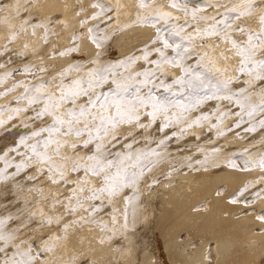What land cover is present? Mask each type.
Returning <instances> with one entry per match:
<instances>
[{"label": "snow or ice", "instance_id": "obj_1", "mask_svg": "<svg viewBox=\"0 0 264 264\" xmlns=\"http://www.w3.org/2000/svg\"><path fill=\"white\" fill-rule=\"evenodd\" d=\"M30 7L29 4L22 8L17 0L15 5L0 4V11L10 13L14 10L20 16ZM91 7L95 11L80 21L82 26L88 25L89 21L96 22L88 28L91 43L97 49L88 65L69 63L58 73L60 80L55 91L49 90L51 81L40 80L39 83L19 81L0 93L7 95L20 87L25 89L17 97L19 106H0V129L11 131L7 125L29 110L33 112L30 120L41 121L39 126L22 122L23 127L31 128V131L19 135L16 144L0 154L4 165L0 168V185L12 182L17 204L23 199L24 185L17 180L22 173H27L25 179L28 181L44 177L54 185L67 188L69 195L61 197L59 193L54 194L53 209L62 205L69 215L81 211L87 213L79 219L100 223L102 230L110 233L107 239L111 241L118 234L125 236L135 230L138 222L135 202L140 182L165 158L167 143L173 137L182 139L191 129L202 127L205 122L209 124L208 131L215 130L217 137L226 135L233 130L225 127L229 117L237 118L235 128L247 124L245 132L264 130V0H169L168 7L172 11L158 5L157 0H139L142 11L137 14L135 23L154 28L155 37L140 50V54L133 53L107 64L102 61L103 50L105 43L121 30L117 11L120 5L112 4L111 0H93ZM85 11L82 8L78 15ZM177 12L183 13V23ZM252 17L258 18V29L245 22ZM9 19L6 17V22ZM52 24L51 18L30 23L29 19L22 17L19 28L11 34L9 44L0 49V56L14 52L11 43L29 27L33 36L39 29H44L45 43L49 42L51 35L59 37ZM101 24L105 27L101 28ZM132 26L133 23L123 25L124 28ZM80 39L81 34H74L72 46L54 51L53 56H69L79 51L80 46L75 41ZM213 39L215 47L221 44L230 46L220 56L224 60L236 61L231 72L209 58L207 49L212 47L209 41ZM197 41H200L199 45ZM29 47L25 44L24 49L15 54L27 56ZM153 54H156L155 59ZM194 58L195 62L190 63ZM141 60L147 67L137 70L134 66ZM11 63L9 57L6 63H0V69ZM168 68L180 69L181 74L176 76L172 73L173 78L168 81ZM47 70L46 65L25 63L22 69L11 68L0 74V84L17 71L30 75L35 81L39 79V73ZM21 101L26 103L21 105ZM208 101L217 102L212 113L192 115ZM224 101L232 107L222 108ZM158 122L157 131L163 135L157 140L152 129ZM125 127L142 130L143 138L154 143L155 147L134 148L138 143L136 136L134 132L125 135L122 131ZM170 128L176 130L168 134ZM118 145L120 148L113 153L112 149H117ZM219 151V148L212 149L213 153ZM187 159L191 160L190 157ZM209 161V156L205 155L196 163L203 166ZM227 164L240 171L257 167L264 171V154L258 158H246L243 167L235 159H229ZM214 166L219 167V164ZM32 168L36 169V174L28 172ZM261 179L264 180V176ZM153 183H156L155 179ZM251 187L255 184L249 182L232 197L230 203L236 204ZM129 188L133 193L124 196L126 207L117 215L120 210L115 208L116 198ZM255 196L264 197V188ZM105 201L113 205L111 221H97ZM37 216L41 218L40 227L63 223L65 240L71 223H76L64 221L58 213L45 216L42 209L31 211L25 200L24 206L15 214L0 216V264H49L44 253L55 254L60 236L49 235L40 241L39 247L33 246L30 237L22 238ZM256 218L264 221V214ZM13 221L19 223L11 227Z\"/></svg>", "mask_w": 264, "mask_h": 264}, {"label": "rangeland", "instance_id": "obj_2", "mask_svg": "<svg viewBox=\"0 0 264 264\" xmlns=\"http://www.w3.org/2000/svg\"><path fill=\"white\" fill-rule=\"evenodd\" d=\"M166 1L169 4V0ZM44 2L45 0H25L26 3L25 6L21 5V7L22 8L28 7L29 4L31 5V7L28 12L26 13L22 12L20 16H17L15 11L14 13L0 11L1 13H3V21L10 28L8 41L6 40L5 42H3L4 44L2 43L3 45L2 44L0 45V49H2L4 45L9 44L11 34L12 32L16 31L19 28L22 17L29 19L30 23H36L44 18H51L53 20V24L51 25V27L54 29L56 33H59V37H57L56 35H51L49 38L48 43L49 44L51 42L54 43L53 44L54 47L51 49V52L40 50L39 48H36L35 46L32 45L31 39L35 38L36 36L41 35L40 37L44 40V29H39L37 35L33 36L31 34L32 29L29 27L27 32L21 33L19 39L11 43V47L14 49V52L8 53L6 56H0V63H6L9 57L11 58L12 63L8 64L5 69H0V74L11 68L22 69L25 63H32L36 66L46 65L48 66V70L47 72L39 73L38 74L39 79L35 81H33L30 75L25 74L22 71H17L13 75V77L8 78L4 84H0V93L6 92L7 89L11 88L13 84L19 81H25L29 83H39L40 80L51 81L49 90L55 91L60 80L58 73L61 70L67 67L69 63H79L83 65H88L91 56L97 51L95 46L91 43L88 33V28L92 27L96 23L95 21H89V24L85 26H82L81 23L78 27L75 26L73 28L71 39L69 38L68 43H64L61 41L60 31L56 27V25L58 22H60L62 26H68L69 23L62 18L60 12H48L46 14L43 13L42 6ZM213 2H215V0H213ZM92 3L93 0H90L91 5ZM111 3L114 5L115 4L120 5L119 0H111ZM0 4L15 5L16 2L14 3L13 0H0ZM157 4L160 5L159 0H157ZM76 5L79 12L81 11L82 8L87 10L83 13V15L80 16V21L84 17L89 16L93 11H95V9H93L92 7L88 8L86 0H76ZM165 10L172 11V9L170 8H165ZM141 11L142 10L140 9L139 12ZM209 11L211 10L209 9ZM139 12H137L136 15L133 17V19L131 20H127L125 22L119 21L120 25L122 26L121 30L116 31L115 34L111 37V39L105 43V47L103 50L104 55L102 57V61L104 63L106 64L115 63L123 59L125 56L131 55L133 53L140 54V50L143 49V47L146 44H150L151 40L154 39L155 29L153 28L154 34L148 41L141 43L140 45H138L129 52L123 53V55L119 54L117 56L112 54L116 35L123 31L124 29L123 25L127 23L135 22L137 18V14ZM176 14L181 16V23H183V13L177 12ZM6 17H10V19L7 20V22H6ZM254 18L256 17H252V19ZM256 19L258 20V18ZM245 22L250 24L253 28L258 29L260 27L259 23L257 25H253V22H251L249 18H247ZM104 27L105 25L101 24V28ZM77 33L82 35V39L75 41V43L80 46L79 51L69 56H60V55L53 56L54 51L59 52L67 47L72 46L73 36L74 34ZM23 34L24 37L21 40ZM86 38L90 41L91 45L93 46V50L91 48L83 46L84 40ZM213 42L216 44L215 39L209 41L210 44H212ZM25 44L30 45V47L27 49V56L16 55L15 54L16 52H20L24 49ZM197 44L199 45L200 41H197ZM153 47H155V45ZM229 47L230 46L227 44H221L220 47L215 48V45L212 44V47L207 49V51H209L210 53L209 58L215 61L217 63V66L227 67L231 72V66L234 65L236 61L234 59L225 60L228 62L226 64L225 61L222 62V60L224 59L220 56V53L222 51H226ZM85 53H87L88 56L84 55L83 57V54ZM226 54L229 56L231 55V53H226ZM72 56H74V58ZM48 58L49 59L53 58V59L48 60ZM152 58L155 59L156 54H153ZM194 62H195V58L193 59V61H190V63H194ZM224 62L225 64H222ZM134 67L137 70H140L147 67V65L143 60H141L137 62V64ZM167 71H168V77H167L168 81L172 80L173 78L172 73H174L176 76H179L181 74L180 69L179 72L178 69H172V68H168ZM239 86L240 85H237V87ZM22 88L23 87H20L16 89L14 92L8 93L7 95H0V106H5V105L11 107L19 106L17 104V97H19L25 91V89ZM24 103L26 102L24 101L20 102L21 105ZM216 106H217L216 101H208L203 105L201 109L194 111L192 115L198 116L200 115L201 112L212 113ZM228 107H232V106L229 105L227 101L222 102V108H228ZM233 110L236 109L234 108ZM7 115L8 113L6 112L5 118H7ZM32 115L33 112L31 110H29L26 113H21L17 119L11 121V123L7 125V127L11 128V131H4L3 129H0V154H2L3 151H5L8 147L15 145L19 135L27 134L28 132L31 131V128H24L23 123H28L30 125L34 123L36 126H39L41 124V121L39 120L36 121L30 120L29 117H31ZM236 119H237L236 117H229L228 119H226L225 127L226 128L230 127L233 129L232 131L227 132L226 135L217 137L215 130H213L212 132L208 131L209 124L205 122L202 127L197 126L191 129L189 133L185 134V136L182 139L178 140L177 138L173 137L171 140L168 141L165 158L161 160L153 168L152 172L146 173L145 177L140 182L138 199L135 202L136 205L135 215L138 220L137 226L134 231H129L125 236L118 234L114 236L111 241H109L107 237L108 235H110V233L105 230H102V225L100 223L92 222L90 220L81 221L79 219L81 215L87 216V213L81 211L69 215L68 213L65 212V209L62 205H56L55 209H53L52 198L54 194L59 193L61 197L69 195L67 188L63 186L54 185L44 177H41L37 181H28L25 179L27 173H22L21 176L17 177V180H19L21 184L24 185V189L22 193L23 199H21L19 204L16 203V196L14 195L15 189L13 187L12 182L9 181L5 185H0V216H6L9 213L15 214L17 209L24 206L26 200L27 207L31 211L38 212L39 210L42 209L45 216H52L58 213L64 217V221H67L69 223L76 221V223H71V227H69L68 229L66 240L63 239L64 236L63 223L61 224L53 223L51 226L40 227L39 220L41 218L39 216L33 219V223L30 225L29 230H26L24 232L22 238L30 237L32 239L34 247H39L40 241L46 239L49 235L55 234L61 237V240L57 241L58 247L55 249V254L51 252L44 253V256L45 258H47V260L49 256L56 260L55 263L53 264H58V263L60 264H121L125 258L131 257L132 254H134L136 259L139 260L140 252L144 247L145 249H149L154 253L156 252L154 264H163L156 251L152 234L149 232L150 223H148L149 221L148 212H147L148 204L146 202L147 200H146V193L144 192V187L147 185L148 188L147 192L155 193L154 194L155 196L157 192L160 191L159 186H162V184L164 183L171 184L175 182L176 180H171V179L173 177H176L181 172H186L191 169H195L199 167H210L215 165L216 163L227 164V161L229 159H235L236 163L240 167H243L244 160L246 158L249 157L258 158L261 154H264V130L258 129L256 132H245L244 128L248 127V125L244 124L241 126V128H235L234 122ZM214 120H215V116L213 117V121ZM48 122H50V118ZM13 125H15V127H13ZM158 128H159V122L152 129V135L157 140L161 137V135H163L162 133L157 131ZM174 130L176 129H172V128L168 129V134H171V132ZM122 131L124 132L125 135H129L130 132H134L136 139L138 141V143L134 144V148H145L148 146L155 147L154 143H151L150 141H146L143 138L144 133L142 132V130L129 129L125 127L122 129ZM237 133H239V135H237ZM238 138L239 139L245 138L248 141L243 142L240 141ZM129 139H131V136H129ZM119 148L120 146L118 145L117 149H112L113 153L117 151ZM213 148H219L220 151L213 153L212 152ZM201 149H203V151H201ZM245 149H247L248 151L245 152L244 151ZM205 155L209 156L210 158L209 163L203 166L201 164H197L196 161L197 160L202 161ZM188 157H190L191 160L187 159ZM17 159H19V157H17ZM3 166H4L3 162L0 161V168H3ZM9 171L10 172L14 171V169H9ZM28 172L31 174H36V169L35 168L29 169ZM260 176L261 177L264 176V171L260 173ZM154 179L156 183H153ZM248 179L246 185L249 182H253V184H255L254 182H257V181H252L250 178ZM255 186L256 187L249 188L248 191L245 192L242 197H240L238 202L253 204L257 202L259 199L264 198V197L257 198L255 196V193L259 191L261 188H264V185L262 183H256ZM41 189H43V191H41ZM132 193L133 190L131 188L125 189L124 194L116 198L115 208L120 210L119 213H116L117 215H120V213H122L126 207V200L124 199V196L132 195ZM85 195H88V193H85ZM44 197H47V199H45ZM64 203H67V201H64ZM249 211H255V208L250 209ZM262 214H264V211L260 213V215ZM112 215H113V205L108 204L107 201H105V207L103 211L97 215L96 220L111 221ZM130 216H131V210H130ZM18 223L19 221H13L10 224V226L15 227ZM85 226L90 227L89 229H93L94 227H97L99 229L97 238L101 241L102 240L105 241L110 246H112V251H111L112 259H110L108 256H102L101 259L94 258L91 255V253H89V251H85V248H83L82 246L80 248H73L72 246H70L69 248V244L67 242L69 241L68 239L71 232L72 231L75 232L77 236L80 237L83 228ZM132 247L134 248L136 247V249ZM210 254L212 257L211 259H213L214 258L213 252H211Z\"/></svg>", "mask_w": 264, "mask_h": 264}, {"label": "bare ground", "instance_id": "obj_3", "mask_svg": "<svg viewBox=\"0 0 264 264\" xmlns=\"http://www.w3.org/2000/svg\"><path fill=\"white\" fill-rule=\"evenodd\" d=\"M13 2L17 3V0ZM119 2L120 22L133 19L140 10L139 0H119ZM19 3L22 6L26 4L25 0H19ZM86 3L88 8H91L90 0H86ZM159 4L169 8L166 0H159ZM42 7L45 14L60 12L62 18L69 23L68 26H62L60 22L56 25L60 31L61 41L68 43L73 28L80 25L81 15H78L80 12L76 0H45ZM10 13H14V10ZM249 20L253 25L259 23L256 18ZM132 23V27L124 28L116 35L112 54L123 55L153 36L152 27ZM9 32L10 28L3 21V13L0 12V45L8 41ZM40 36L31 39L32 45L51 52L54 43L46 44ZM23 37L24 34L21 40ZM212 44L215 45L214 42ZM83 46L93 50L87 38ZM84 55L88 56L87 53L83 54V57ZM52 59L48 58V60ZM239 140L248 141L245 138ZM261 172L263 171L258 167L250 171H240L239 168L229 167L228 164H219V167L213 165L181 172L171 179L176 180L175 182L159 186L160 191L155 196V193L147 192L146 185L144 192L148 204L149 232L152 234L156 251L163 264H264V221L256 218L264 211V198L253 204L230 203L232 197L246 185L248 178L257 181L254 182L255 185L256 183L264 185ZM253 208L255 211H249ZM89 228L88 226L83 228L82 237H78L72 231L67 242L69 248L82 246L94 258L101 259L102 256H108L112 259V246L97 238L99 233L97 227ZM211 252L214 254L213 259ZM155 253L144 247L140 252L139 260L132 254L121 264H154ZM48 260L49 264L56 261L50 256Z\"/></svg>", "mask_w": 264, "mask_h": 264}]
</instances>
